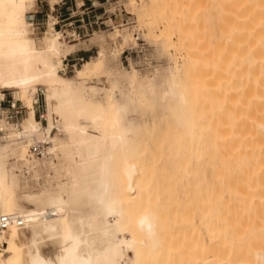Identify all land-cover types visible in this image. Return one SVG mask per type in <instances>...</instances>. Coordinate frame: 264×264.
<instances>
[{
	"label": "bare ground",
	"instance_id": "1",
	"mask_svg": "<svg viewBox=\"0 0 264 264\" xmlns=\"http://www.w3.org/2000/svg\"><path fill=\"white\" fill-rule=\"evenodd\" d=\"M198 1L137 11L150 32L175 33L179 63L122 69L139 33L113 24L112 37L87 40L97 57L68 77L76 45L52 18L35 37L38 0H0V103L8 92L28 110L0 122V214L24 221L0 233V264H264V0H217L212 48ZM37 141H48L42 158L30 152ZM21 167L47 179L22 191ZM244 197L259 215L232 231L227 212Z\"/></svg>",
	"mask_w": 264,
	"mask_h": 264
},
{
	"label": "rangeland",
	"instance_id": "2",
	"mask_svg": "<svg viewBox=\"0 0 264 264\" xmlns=\"http://www.w3.org/2000/svg\"><path fill=\"white\" fill-rule=\"evenodd\" d=\"M153 1L154 0H135L134 3L131 5H127L128 4L127 0H121L120 1V4H122L121 5L122 10L117 12L116 22H114V24L115 25H116V23L119 25L121 23L128 24L127 26H125L123 28L124 30L122 29L123 32L131 33L133 35L135 32L139 33V35H135V38H138L135 42L136 45H134L133 47L128 46V47L124 48L120 57H119V63H120L119 65L122 69H124L126 71H131L132 69H134L135 71H139V73H141L142 75H145L146 73H150L154 68L164 69V68L170 66L171 65L170 61L172 59L175 60L177 63H179L181 61V57H182L181 52H179L177 50V48L174 46V44L176 42L175 41V38H176L175 33H173L170 36V38L166 40L160 34V30L158 32H154V33L150 32L148 24L145 22H142L138 17L137 11H138L139 7L141 6V3L145 2L146 3L145 5H147ZM195 1H198V0H195ZM216 1L217 0H199L198 2H201V5H200V3L195 2L197 4V6L198 5L201 6V7L198 6L200 9L198 7H196L199 9V10L196 9L197 16H199V19H200V17L201 18L204 17L203 22L206 21V23L202 24L205 27V28L202 27L204 31L202 30V28H200V29H201V31H203L201 33L202 36L204 33L205 37H203V38H206L205 40H208L207 45L209 48H212V46L215 42V39L217 37V34H218L217 27H216V19H217V3H216ZM47 2H48V0H38V5L40 8H38L37 12L29 15V18H32L35 22V24H34L35 37H41L42 32L45 30L46 20H47L46 14L49 11ZM195 3H193V4H195ZM124 4L127 5L126 8H125ZM127 11L130 14H132L133 16L128 14ZM30 16H32V17H30ZM197 20H198V18H197ZM200 22L203 23L202 21H199V23ZM196 25H198L197 22H196ZM130 27H131V29L125 30L126 28H130ZM132 27H134V28H132ZM80 30H83V28H80ZM101 31H103V29H101ZM122 31L120 30L119 33H121ZM95 32H98V31H95ZM100 32H98V34L104 35L106 37H110V36L112 37V34L109 33V32H111V29H109L104 34L100 33ZM91 36H92V34L89 33V35L81 38L80 40L71 41L72 43L69 44V45H76V46H75L74 52H72L71 54H69L67 57L64 58V65H66V63H68V65H66L64 67L65 76H68V77L74 76L83 67V65L87 61H90L91 59L94 60L97 57V52L99 49L98 45L89 44L87 41ZM107 40H108L107 46L109 48H112L116 45L114 41L110 40V38H107ZM169 40H172V42H170ZM66 41L68 42V40H66ZM84 41H85V43H82ZM118 41H119V38H117L116 43H118ZM79 56H86V57H91V58L90 59L87 58L88 60H86V62L84 64H82V65L79 64L76 66V68L71 67L70 66L71 63L74 62V61H71V59L79 57ZM37 96H38V101L34 105V107H35L34 116L37 120H39L41 122L42 129H45L46 128V120L44 119V112H45L44 96H43V91L41 88H38ZM8 100H12V97L8 92H5L4 101L1 103L2 108H7V106H8L7 101ZM16 103L18 105L22 106L20 102L16 101ZM27 113H28V110L26 108L25 109L23 108L21 115L19 117L20 122L26 118ZM47 142L48 141H46L45 144H47ZM40 143H43V141H37V144H40ZM48 147H49V145L47 146V148ZM36 158H42V157H36ZM43 170L44 169H41V167L40 168H38V167H35V168L21 167L19 170H17L16 174L18 175L21 190L22 191H31V190L33 191V190L37 189L38 186L41 185L47 179L46 178L47 174L44 173ZM241 181H243V178L241 176H237V178H234V181L231 184L234 185L235 182L239 183ZM242 187L245 188V190L243 189L242 192L243 193L247 192L246 187L245 186H242ZM248 187L249 186H247V188ZM248 190H250V189H248ZM246 198L248 199L249 197L246 196ZM244 199H245V197L242 198V201H241V203H239V205L234 203V205L231 207L232 213L230 211L231 209L227 212L228 218H231V220L228 219V222L229 221L231 222L233 220L232 224L230 222L227 223V226L230 224L228 227L229 228L231 227L230 230L233 229L232 231L235 230L234 229L235 226L237 228V225L239 226L240 224H242V222H241L242 219L245 220L244 222H250L253 219L255 220L256 219L255 217H257L259 215L258 214L256 216V214H255L256 212L252 208L253 206L249 205V202H246V199L243 202ZM246 204H248V205H246ZM238 206H240V207H238ZM242 207H243V209H242ZM252 212H254V213H252ZM238 215H240V216L238 217ZM248 215H250L251 217H249ZM232 217H234V218H232ZM235 218H238V220L236 219L237 220L236 221ZM249 219H251V220H249ZM239 220H240V223H238ZM233 224H235V225H233ZM243 224H242V226H243ZM204 237H206V235H204ZM260 246L262 248L264 246V243H262V245L260 244Z\"/></svg>",
	"mask_w": 264,
	"mask_h": 264
},
{
	"label": "built area",
	"instance_id": "3",
	"mask_svg": "<svg viewBox=\"0 0 264 264\" xmlns=\"http://www.w3.org/2000/svg\"><path fill=\"white\" fill-rule=\"evenodd\" d=\"M120 1L56 0L53 9L48 4L49 11L46 14V24L52 18L54 29L68 41H78L89 35V33L93 35L95 31L100 32L101 29H103V32H107L109 29L112 30V25L116 22L117 12L122 10ZM30 21L34 26V20L30 18ZM116 25L118 26L119 24L116 23ZM80 28H83V30H80ZM87 58L90 57L79 56L72 58L71 61L74 62L70 66L76 68L77 65L87 60ZM1 103L0 122L18 124L23 109L22 106L13 100H8L7 108H2ZM30 152L37 157H42L46 153V144H36L30 148ZM23 222V219L19 216L0 214V233L6 231L11 225L22 226Z\"/></svg>",
	"mask_w": 264,
	"mask_h": 264
}]
</instances>
